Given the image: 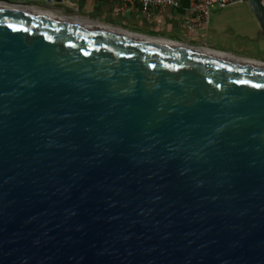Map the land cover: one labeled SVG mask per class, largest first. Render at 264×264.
<instances>
[{"label":"water","instance_id":"95a60500","mask_svg":"<svg viewBox=\"0 0 264 264\" xmlns=\"http://www.w3.org/2000/svg\"><path fill=\"white\" fill-rule=\"evenodd\" d=\"M30 1L0 0V264H264V63Z\"/></svg>","mask_w":264,"mask_h":264},{"label":"crops","instance_id":"0c3cea01","mask_svg":"<svg viewBox=\"0 0 264 264\" xmlns=\"http://www.w3.org/2000/svg\"><path fill=\"white\" fill-rule=\"evenodd\" d=\"M67 1L75 5V9L57 3L48 6L42 0L30 1L29 5L38 11H53L65 18L97 26L146 33L183 46L264 63V38L258 36L259 26L246 2L225 8L213 7L209 11L207 27L187 30L180 27L187 19L186 4L182 9L148 18L139 9L124 8L115 2Z\"/></svg>","mask_w":264,"mask_h":264},{"label":"built area","instance_id":"2783aa9c","mask_svg":"<svg viewBox=\"0 0 264 264\" xmlns=\"http://www.w3.org/2000/svg\"><path fill=\"white\" fill-rule=\"evenodd\" d=\"M115 2L124 8L139 9L146 17L163 15L169 10L182 9L186 4L187 19L180 24L187 30H199L207 27L209 11L213 7L225 8L235 4L245 3L246 0H102ZM264 8V0H259Z\"/></svg>","mask_w":264,"mask_h":264},{"label":"rangeland","instance_id":"374dc122","mask_svg":"<svg viewBox=\"0 0 264 264\" xmlns=\"http://www.w3.org/2000/svg\"><path fill=\"white\" fill-rule=\"evenodd\" d=\"M240 6V5H239ZM241 6H243V5H241ZM39 11H41V10H39ZM44 11V10H43ZM45 12V11H44ZM47 13H51V14H54V15H56V16H60L61 14H57V13H55V12H53V11H46ZM62 16V15H61ZM252 49H254V47L252 48Z\"/></svg>","mask_w":264,"mask_h":264},{"label":"bare ground","instance_id":"6f19581e","mask_svg":"<svg viewBox=\"0 0 264 264\" xmlns=\"http://www.w3.org/2000/svg\"><path fill=\"white\" fill-rule=\"evenodd\" d=\"M78 21V20H77ZM225 54V53H224ZM229 55V54H228ZM258 62V61H257Z\"/></svg>","mask_w":264,"mask_h":264}]
</instances>
